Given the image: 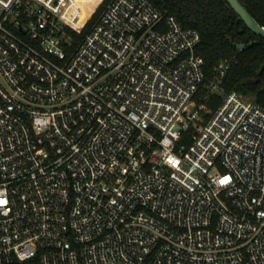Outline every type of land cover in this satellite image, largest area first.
I'll list each match as a JSON object with an SVG mask.
<instances>
[{
    "label": "built area",
    "instance_id": "2783aa9c",
    "mask_svg": "<svg viewBox=\"0 0 264 264\" xmlns=\"http://www.w3.org/2000/svg\"><path fill=\"white\" fill-rule=\"evenodd\" d=\"M86 12L0 0V264H264V106L223 93L232 60L198 101L197 29L109 0L71 49Z\"/></svg>",
    "mask_w": 264,
    "mask_h": 264
},
{
    "label": "trees",
    "instance_id": "16d2710c",
    "mask_svg": "<svg viewBox=\"0 0 264 264\" xmlns=\"http://www.w3.org/2000/svg\"><path fill=\"white\" fill-rule=\"evenodd\" d=\"M158 8L175 15L186 28L200 32L201 42L197 52L205 59L206 79L196 96L203 101L208 94L211 81L217 74V66L224 59H231L232 64L223 83V93L237 91L264 106V38L254 33L239 17L228 0H150ZM248 11L264 26V0H240ZM109 0L101 2L97 10L87 19L86 27L79 33L69 29L70 48L74 49L97 21ZM248 44L259 43L238 50L229 40ZM222 101V93L216 92L208 102V118ZM196 133L191 130L187 139ZM192 140V139H191Z\"/></svg>",
    "mask_w": 264,
    "mask_h": 264
},
{
    "label": "water",
    "instance_id": "95a60500",
    "mask_svg": "<svg viewBox=\"0 0 264 264\" xmlns=\"http://www.w3.org/2000/svg\"><path fill=\"white\" fill-rule=\"evenodd\" d=\"M228 2L235 9L239 17L245 21L247 26L258 36L264 38V26H262L257 21V19L248 11V9L241 3V1L240 0H228ZM229 40L238 50H243V49H246L247 47H250V46H253L259 43L258 40L251 41L248 44L238 43L234 41L232 36H229Z\"/></svg>",
    "mask_w": 264,
    "mask_h": 264
},
{
    "label": "rangeland",
    "instance_id": "374dc122",
    "mask_svg": "<svg viewBox=\"0 0 264 264\" xmlns=\"http://www.w3.org/2000/svg\"><path fill=\"white\" fill-rule=\"evenodd\" d=\"M84 1V4L86 5V7H87V12L86 13H89V15H90V13H94L96 10H97V8L99 7V5L101 4V2L102 1H104V0H98V2H96V1H94V2H96V3H94L95 5H97V3H99L98 5H97V7H96V9H93L94 7H93V5L91 4V0H83ZM90 17V16H89Z\"/></svg>",
    "mask_w": 264,
    "mask_h": 264
}]
</instances>
